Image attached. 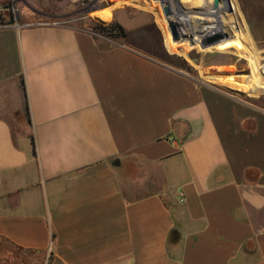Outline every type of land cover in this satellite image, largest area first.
Listing matches in <instances>:
<instances>
[{"label":"crops","instance_id":"0c3cea01","mask_svg":"<svg viewBox=\"0 0 264 264\" xmlns=\"http://www.w3.org/2000/svg\"><path fill=\"white\" fill-rule=\"evenodd\" d=\"M9 1L1 264H264V110L184 69L149 11L116 10L126 37L107 39L29 5L9 23ZM177 12L189 39L238 33L264 93L234 0Z\"/></svg>","mask_w":264,"mask_h":264},{"label":"rangeland","instance_id":"374dc122","mask_svg":"<svg viewBox=\"0 0 264 264\" xmlns=\"http://www.w3.org/2000/svg\"><path fill=\"white\" fill-rule=\"evenodd\" d=\"M200 1V3H196L194 0H10L8 10L5 11V14L4 12L1 14L5 15L2 16V20L5 21H9L11 17L20 13L24 15L25 10L28 11V15L32 16L33 11L25 7V5H29L36 11L59 16L76 27L88 30L96 38L113 39L98 30L99 26H107L115 22L112 16L116 10L127 8L131 12L144 9L151 12L159 25L166 30L167 42L170 47L188 60L189 64L184 66V69L190 71L199 80L211 84L214 88L247 106L264 110V93L261 91V93L252 94L247 89L249 83H245V81H252L251 68L245 49L237 36V31V35L233 33L232 29L229 34L222 35L217 30L203 39L195 40L189 39L187 36L190 34H187L184 27L187 20L182 13L177 12L179 8L182 10L183 7L192 6L195 12H201L203 4L207 2L211 8L220 6L219 3V6L216 7L215 0ZM234 1L240 11L242 31L249 38L244 43L253 54L260 58L261 64L264 65V0ZM191 17L195 18V16ZM170 22H173L177 27L179 41H173ZM210 22L215 24L213 18Z\"/></svg>","mask_w":264,"mask_h":264},{"label":"trees","instance_id":"16d2710c","mask_svg":"<svg viewBox=\"0 0 264 264\" xmlns=\"http://www.w3.org/2000/svg\"><path fill=\"white\" fill-rule=\"evenodd\" d=\"M13 19L10 20L9 23H12ZM98 30H100L101 32L109 35L110 37L113 38H125L126 37V30L124 29V27L122 25H120L117 22H112L107 26L104 25H100ZM29 111L27 108V115H28ZM30 120V118H29ZM32 143H33V154L36 156V145H35V141L34 139H32Z\"/></svg>","mask_w":264,"mask_h":264},{"label":"water","instance_id":"95a60500","mask_svg":"<svg viewBox=\"0 0 264 264\" xmlns=\"http://www.w3.org/2000/svg\"><path fill=\"white\" fill-rule=\"evenodd\" d=\"M215 3H216V7H218L220 0H215ZM170 30H171V35H172L173 41H179L180 36H179L178 31H177V27L175 26V24L173 22H170ZM183 38H186V37L183 36Z\"/></svg>","mask_w":264,"mask_h":264},{"label":"built area","instance_id":"2783aa9c","mask_svg":"<svg viewBox=\"0 0 264 264\" xmlns=\"http://www.w3.org/2000/svg\"><path fill=\"white\" fill-rule=\"evenodd\" d=\"M35 24H36V23L30 22V23L25 24V26H32V25H35ZM37 24H38V25H39V24L42 25V24H45V22H38ZM180 200H181V202H183V201H184L183 197H181Z\"/></svg>","mask_w":264,"mask_h":264}]
</instances>
